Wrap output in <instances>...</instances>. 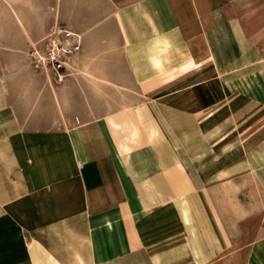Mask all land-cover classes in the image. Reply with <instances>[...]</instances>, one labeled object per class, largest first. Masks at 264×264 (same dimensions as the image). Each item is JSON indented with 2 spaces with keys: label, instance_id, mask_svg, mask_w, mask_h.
Listing matches in <instances>:
<instances>
[{
  "label": "crops",
  "instance_id": "obj_1",
  "mask_svg": "<svg viewBox=\"0 0 264 264\" xmlns=\"http://www.w3.org/2000/svg\"><path fill=\"white\" fill-rule=\"evenodd\" d=\"M0 264H264V0H0Z\"/></svg>",
  "mask_w": 264,
  "mask_h": 264
},
{
  "label": "built area",
  "instance_id": "obj_2",
  "mask_svg": "<svg viewBox=\"0 0 264 264\" xmlns=\"http://www.w3.org/2000/svg\"><path fill=\"white\" fill-rule=\"evenodd\" d=\"M42 43L41 49L34 48L31 52L32 65L48 73L56 83L62 84L81 51L82 35L57 27Z\"/></svg>",
  "mask_w": 264,
  "mask_h": 264
}]
</instances>
